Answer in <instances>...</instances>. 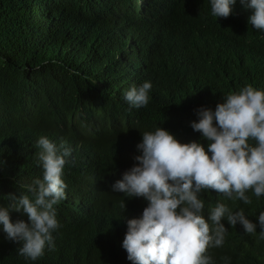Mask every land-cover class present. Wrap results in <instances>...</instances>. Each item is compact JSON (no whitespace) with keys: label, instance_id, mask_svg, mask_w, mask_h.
Instances as JSON below:
<instances>
[{"label":"clouds","instance_id":"1","mask_svg":"<svg viewBox=\"0 0 264 264\" xmlns=\"http://www.w3.org/2000/svg\"><path fill=\"white\" fill-rule=\"evenodd\" d=\"M178 2L130 0L118 30L127 37V21L137 42L151 44L148 28L166 21ZM233 14L253 33L264 31V0H203L210 27ZM151 89L145 81L121 90L120 107L103 96L71 99L76 113L49 108L48 93L37 105L24 102L25 91L15 98L19 125L41 132L35 143L43 174L0 179V264L42 257L51 264H264L257 251L245 260L243 242L229 229L264 251V91L247 85L214 111L200 105L185 126L143 132L138 117ZM115 145L119 168L98 171L97 159ZM68 165L87 174L82 197L76 183L63 181ZM19 174L25 181L12 188ZM206 190L216 192L212 206L201 199Z\"/></svg>","mask_w":264,"mask_h":264},{"label":"trees","instance_id":"2","mask_svg":"<svg viewBox=\"0 0 264 264\" xmlns=\"http://www.w3.org/2000/svg\"><path fill=\"white\" fill-rule=\"evenodd\" d=\"M129 1L0 0V179L19 172L43 174L35 143L41 132L36 124L24 130L15 113L14 100L23 91L28 105L43 103L48 93L49 108L76 113L71 99L89 102L103 96L110 107H120L121 90L149 81L150 101L138 117L143 132L185 126L200 105L214 111L229 93L247 85L264 91V31L248 30L236 14L221 27H210L202 16L203 0H179L166 21L148 28L151 44L139 43L127 21L128 36L118 30ZM186 13L198 20H185ZM116 149L97 159L98 171L115 174L121 164ZM86 176L68 165L62 178L66 185L76 183L74 191L82 197ZM25 177L11 179L12 188ZM215 193L206 190L201 199L212 206ZM229 229L243 242L245 260L253 251L264 255L258 243ZM20 264L51 263L42 257Z\"/></svg>","mask_w":264,"mask_h":264}]
</instances>
